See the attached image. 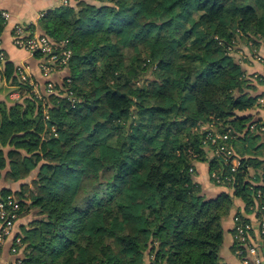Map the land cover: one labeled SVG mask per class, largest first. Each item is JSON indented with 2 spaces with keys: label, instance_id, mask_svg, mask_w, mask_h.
Segmentation results:
<instances>
[{
  "label": "trees",
  "instance_id": "trees-1",
  "mask_svg": "<svg viewBox=\"0 0 264 264\" xmlns=\"http://www.w3.org/2000/svg\"><path fill=\"white\" fill-rule=\"evenodd\" d=\"M101 1L40 19L72 50L53 91L48 81L38 98L4 64L18 98L0 101V176L37 172L0 194L19 217L38 209L18 236L22 264H221L236 197L249 214L264 204V120L249 112L264 75L245 66L264 49V0ZM225 133L235 137L213 141ZM225 142L236 168L209 154ZM200 161L224 188L215 196L197 180Z\"/></svg>",
  "mask_w": 264,
  "mask_h": 264
},
{
  "label": "crops",
  "instance_id": "crops-1",
  "mask_svg": "<svg viewBox=\"0 0 264 264\" xmlns=\"http://www.w3.org/2000/svg\"><path fill=\"white\" fill-rule=\"evenodd\" d=\"M85 1L91 4L100 5L103 3L101 0H0V10H6L9 12L10 17L5 22L1 33V48L4 50L7 59L12 61L16 67L23 66L26 72L32 77V79L38 84V87L42 92L46 89L48 81L53 83L61 82L62 79L68 74V68H64L58 64V62L50 63V70L46 72L42 68L44 59H39L35 54L26 48L18 46L14 41V29L17 24L24 25L25 27H33L35 33L43 32L39 26L40 19L49 10L59 9L65 6H72L78 8L80 2ZM5 20V19H4ZM264 49L262 50V56ZM5 60V62H6ZM0 68V101H4L9 105L18 98L17 92L14 91L13 85H11L3 76L4 64ZM251 63H245L248 73H260L264 75V62L256 60L255 58L250 61ZM260 90H264V84L259 86ZM260 103V102H259ZM253 117L264 120V102H261L258 106H255L249 111ZM261 138V139H260ZM257 145H261L264 142V134H261ZM9 147H5L7 151ZM198 174L197 180L200 181L204 187V192L208 196H215L224 188L215 185L210 178L209 163L207 161H200L196 165ZM6 169L2 170L0 176V194L3 189L19 190L23 182H28L34 179L37 172H33L27 179L19 181L7 180ZM232 192V189H227ZM245 208V202L241 198L235 199L230 214L223 219V243L221 245L219 255L221 264H243L242 259L235 252V238H234V215L237 211ZM35 217L34 212H29L20 216L15 224L13 233L5 239L1 244L0 264H15L16 260L24 255V247L18 248L16 252L12 251V247L16 242V238L21 232L23 225H28L31 219ZM145 264H150L149 260Z\"/></svg>",
  "mask_w": 264,
  "mask_h": 264
},
{
  "label": "built area",
  "instance_id": "built-area-1",
  "mask_svg": "<svg viewBox=\"0 0 264 264\" xmlns=\"http://www.w3.org/2000/svg\"><path fill=\"white\" fill-rule=\"evenodd\" d=\"M0 17L8 20L10 14L6 10H0ZM27 29L28 27L17 24L14 29V41L18 46L26 48L33 53L40 52L45 54L47 58L44 59L41 66L46 72L50 70V63L54 61L60 64H67L72 54V50L67 48V41L64 40L60 44H56L45 34L33 33L30 35ZM57 46L61 48L60 52H56ZM5 60L6 55L1 48L0 40V68ZM18 72L22 80L32 85L35 95L38 98H42V91L38 87V84L26 72L25 68L19 66ZM47 89L49 92L53 91L54 84L49 82ZM219 137L226 141L230 137H235V135L231 136L229 133L223 135L218 134L213 138V141L215 142ZM222 152L225 153L227 162H230L233 168L239 166V159L237 157H232L234 154L232 145L226 142L217 145L214 154L219 155ZM260 194L259 192V195ZM19 208L20 203L13 196L9 195L0 198V247L5 239L14 231L16 221L19 217ZM233 232L235 241L238 243L235 252L241 257L243 264H264V204H260L255 212L251 214L246 212L245 209L240 210V214H235ZM20 244L21 238L17 237L12 251L16 252ZM1 256L2 253L0 248V257ZM22 263V258H18L15 262V264Z\"/></svg>",
  "mask_w": 264,
  "mask_h": 264
},
{
  "label": "rangeland",
  "instance_id": "rangeland-1",
  "mask_svg": "<svg viewBox=\"0 0 264 264\" xmlns=\"http://www.w3.org/2000/svg\"><path fill=\"white\" fill-rule=\"evenodd\" d=\"M130 53V52H129ZM128 53V54H129ZM263 55H264V53H263ZM252 58H255L256 60H261V61H263L264 62V56H262V52H261V54L260 53H256V55H254V57H252ZM128 59H129V57H128ZM127 62H128V60H127ZM254 73H256V72H254ZM252 74V73H251ZM260 90V89H259ZM259 90H257V91H259ZM260 103L261 102H264V96H261V97H259V100H258ZM210 155H213L214 154V150H212V151H210V153H209ZM32 182V179L31 180H29V183H31ZM37 210L38 209H31L30 211H29V213L30 214H32V212H34V214H36L37 215Z\"/></svg>",
  "mask_w": 264,
  "mask_h": 264
}]
</instances>
